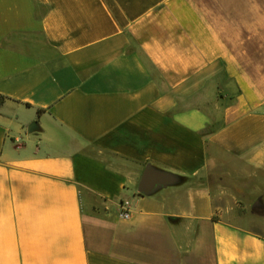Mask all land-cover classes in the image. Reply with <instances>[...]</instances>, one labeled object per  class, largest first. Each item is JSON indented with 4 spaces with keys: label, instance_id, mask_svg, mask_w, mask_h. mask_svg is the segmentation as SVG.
Segmentation results:
<instances>
[{
    "label": "crops",
    "instance_id": "0c3cea01",
    "mask_svg": "<svg viewBox=\"0 0 264 264\" xmlns=\"http://www.w3.org/2000/svg\"><path fill=\"white\" fill-rule=\"evenodd\" d=\"M238 205L264 210V0H0V264H264Z\"/></svg>",
    "mask_w": 264,
    "mask_h": 264
},
{
    "label": "water",
    "instance_id": "95a60500",
    "mask_svg": "<svg viewBox=\"0 0 264 264\" xmlns=\"http://www.w3.org/2000/svg\"><path fill=\"white\" fill-rule=\"evenodd\" d=\"M168 179H170V176L164 173L147 171L143 177L141 189L142 190L151 189L155 185L164 183Z\"/></svg>",
    "mask_w": 264,
    "mask_h": 264
},
{
    "label": "rangeland",
    "instance_id": "374dc122",
    "mask_svg": "<svg viewBox=\"0 0 264 264\" xmlns=\"http://www.w3.org/2000/svg\"><path fill=\"white\" fill-rule=\"evenodd\" d=\"M96 203H98L97 200H95ZM239 209L241 210L240 212L241 213H244V214H256V215H263L264 214V210L262 209V205H253L251 208H249L248 210L247 209H243V207L239 206Z\"/></svg>",
    "mask_w": 264,
    "mask_h": 264
},
{
    "label": "built area",
    "instance_id": "2783aa9c",
    "mask_svg": "<svg viewBox=\"0 0 264 264\" xmlns=\"http://www.w3.org/2000/svg\"><path fill=\"white\" fill-rule=\"evenodd\" d=\"M121 215H122L123 217H125V218H128V217L130 216V211H129V209L126 208V207H124V205H123L122 210H121Z\"/></svg>",
    "mask_w": 264,
    "mask_h": 264
}]
</instances>
